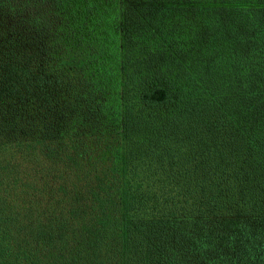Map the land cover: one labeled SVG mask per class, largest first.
Returning <instances> with one entry per match:
<instances>
[{"label":"trees","instance_id":"16d2710c","mask_svg":"<svg viewBox=\"0 0 264 264\" xmlns=\"http://www.w3.org/2000/svg\"><path fill=\"white\" fill-rule=\"evenodd\" d=\"M0 264H264V0H0Z\"/></svg>","mask_w":264,"mask_h":264}]
</instances>
